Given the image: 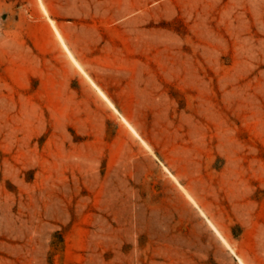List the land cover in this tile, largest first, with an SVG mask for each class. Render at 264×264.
Here are the masks:
<instances>
[{"label":"rangeland","instance_id":"rangeland-1","mask_svg":"<svg viewBox=\"0 0 264 264\" xmlns=\"http://www.w3.org/2000/svg\"><path fill=\"white\" fill-rule=\"evenodd\" d=\"M0 264H264V0H0Z\"/></svg>","mask_w":264,"mask_h":264},{"label":"bare ground","instance_id":"bare-ground-1","mask_svg":"<svg viewBox=\"0 0 264 264\" xmlns=\"http://www.w3.org/2000/svg\"><path fill=\"white\" fill-rule=\"evenodd\" d=\"M53 25H54V23H53ZM56 27V26H55ZM58 35H59V39H61L62 40V42H63V44H64V46L66 47V44L64 43V41H63V39H62V37L60 36V33H58ZM57 35V36H58ZM67 48V47H66ZM68 49V48H67ZM77 63V62H76ZM82 70V69H81ZM89 80H91V79H89ZM93 82V81H92ZM94 83V82H93ZM95 85V84H94ZM102 93V92H101ZM103 94V93H102ZM103 96L106 98V96L103 94ZM116 110V109H115ZM124 121L128 124V126L133 130V132L135 133V134H137L136 133V131L132 128V126L124 119Z\"/></svg>","mask_w":264,"mask_h":264}]
</instances>
